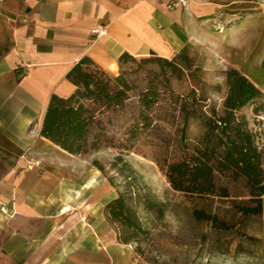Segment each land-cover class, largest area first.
<instances>
[{
    "label": "crops",
    "instance_id": "obj_1",
    "mask_svg": "<svg viewBox=\"0 0 264 264\" xmlns=\"http://www.w3.org/2000/svg\"><path fill=\"white\" fill-rule=\"evenodd\" d=\"M203 8L196 0H0V202L12 211L0 215V264H155L120 239L92 166L40 126L49 95L73 90L65 74L80 56L115 73L123 50L173 55ZM99 24L106 30L96 34Z\"/></svg>",
    "mask_w": 264,
    "mask_h": 264
},
{
    "label": "rangeland",
    "instance_id": "obj_2",
    "mask_svg": "<svg viewBox=\"0 0 264 264\" xmlns=\"http://www.w3.org/2000/svg\"><path fill=\"white\" fill-rule=\"evenodd\" d=\"M196 1L204 5V13L190 21V39L175 56L180 69L128 59L123 64L132 83L128 96L109 106L102 100L90 102L98 119L93 124L100 133L98 145L77 154L92 166V183L103 182L108 196L127 194L128 205L148 229L132 241L134 248L139 244L143 249L141 257L160 264H264V212L243 216L232 205L231 198L247 196L242 178L220 177L229 196L199 197L173 188L166 176L168 163L191 152L203 130L195 110L209 115L221 108L226 69L238 68L264 89V0H237L233 5L220 0L215 10L212 0ZM147 84L158 94L144 108L140 90ZM253 105L237 112L262 136L264 115ZM182 110L188 113L186 119ZM146 199L156 201L160 211L145 207ZM195 208L215 212L231 226L215 228L195 217Z\"/></svg>",
    "mask_w": 264,
    "mask_h": 264
},
{
    "label": "trees",
    "instance_id": "obj_3",
    "mask_svg": "<svg viewBox=\"0 0 264 264\" xmlns=\"http://www.w3.org/2000/svg\"><path fill=\"white\" fill-rule=\"evenodd\" d=\"M184 45L170 57L153 50L140 56L123 50L117 56L120 72L115 75L89 55L83 54L65 74L74 84L73 90L67 95L55 92L49 95L40 134L72 153H83L96 147L100 133L93 130V124L98 119L90 102L102 100L105 106L123 103L132 87L123 68L128 59L136 60L138 64L146 61L173 64L175 69L179 68L175 56ZM225 84L226 92L220 109L213 108L209 115L202 110H195L202 118L203 130L191 152L168 163L166 176L173 188L199 197L229 196L230 190L220 181V177L231 180L242 178L247 196L239 200L231 198L233 207L243 216L261 214L264 212V127L261 136L250 128L245 114L237 111L253 103L254 110L264 115V89L234 66L226 69ZM157 94L156 87L151 84L140 90L144 108L156 100ZM140 113L144 114V111ZM182 113L186 119L187 111L182 110ZM155 204L156 201L144 200L145 207L160 211L161 208L155 207ZM104 209L108 219L116 223L120 239L136 241L141 234L147 233L144 222L128 205L125 191L111 196L105 202ZM193 215L215 228L228 229L231 226L228 220L220 218L217 213L202 208H195ZM243 235L255 238L246 232ZM135 250L142 256L143 249L139 244ZM142 258L160 264L149 256Z\"/></svg>",
    "mask_w": 264,
    "mask_h": 264
},
{
    "label": "built area",
    "instance_id": "obj_4",
    "mask_svg": "<svg viewBox=\"0 0 264 264\" xmlns=\"http://www.w3.org/2000/svg\"><path fill=\"white\" fill-rule=\"evenodd\" d=\"M105 30H106L105 25H103V24H99V25L92 28V31L95 32L96 34L104 33ZM2 213L12 214V211H9L7 209V206L3 202H0V215Z\"/></svg>",
    "mask_w": 264,
    "mask_h": 264
}]
</instances>
